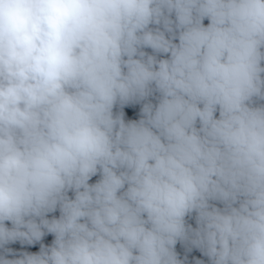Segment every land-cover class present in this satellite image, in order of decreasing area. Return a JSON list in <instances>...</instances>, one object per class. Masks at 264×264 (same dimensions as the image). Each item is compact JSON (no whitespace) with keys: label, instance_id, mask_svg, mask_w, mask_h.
<instances>
[{"label":"clouds","instance_id":"obj_1","mask_svg":"<svg viewBox=\"0 0 264 264\" xmlns=\"http://www.w3.org/2000/svg\"><path fill=\"white\" fill-rule=\"evenodd\" d=\"M0 264H264V0H0Z\"/></svg>","mask_w":264,"mask_h":264},{"label":"trees","instance_id":"obj_2","mask_svg":"<svg viewBox=\"0 0 264 264\" xmlns=\"http://www.w3.org/2000/svg\"><path fill=\"white\" fill-rule=\"evenodd\" d=\"M129 115H132V113L131 112H129ZM194 254H197V253H194ZM198 255V254H197Z\"/></svg>","mask_w":264,"mask_h":264}]
</instances>
